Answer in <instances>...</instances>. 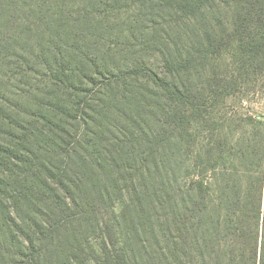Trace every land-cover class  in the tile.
Listing matches in <instances>:
<instances>
[{"label": "trees", "instance_id": "obj_1", "mask_svg": "<svg viewBox=\"0 0 264 264\" xmlns=\"http://www.w3.org/2000/svg\"><path fill=\"white\" fill-rule=\"evenodd\" d=\"M236 73L264 85V0H0V259L40 264L80 208L95 264H264V118L207 113L247 102Z\"/></svg>", "mask_w": 264, "mask_h": 264}, {"label": "rangeland", "instance_id": "obj_2", "mask_svg": "<svg viewBox=\"0 0 264 264\" xmlns=\"http://www.w3.org/2000/svg\"><path fill=\"white\" fill-rule=\"evenodd\" d=\"M221 14L226 18L230 15V10L226 7H222ZM156 59L157 57L152 58L153 61H157ZM228 64L229 63L227 59L222 58L219 61L212 62L211 66H209L208 68L211 72L218 75L225 76L224 73L227 75L230 73L233 74V67H228ZM234 77L238 80V84L237 86H233L232 88H234L236 92L238 90L241 91L240 94H243L244 91V93L247 94V102L240 104L238 102V96H233L232 98L225 100L217 97L218 100L214 103H209V108H207V113L215 118V127L218 128L223 136L225 135L230 139L236 137L237 133L246 129V127L241 124L238 118L241 113L251 115L253 117L258 116L264 118V85L260 82H255V79H253L251 76L243 77L244 79H242V77L236 73ZM30 79L31 80L18 77L16 79L13 78L10 83L13 84L14 89H26L28 88L26 83L32 81V78ZM4 80L6 83V79ZM201 81H204V78H201ZM115 121L116 119L113 120V122L111 121V123L114 124ZM55 210L56 209L53 208V213H49V210L45 209L43 214L39 215V221L43 223L44 226L47 224L51 225L52 223L56 222L54 221V219L56 220L58 211ZM80 210V208H76L73 210L75 216L84 215L81 214ZM85 211L86 209L83 212ZM92 214L93 223L99 220L101 217V214L96 211V208L95 212H93ZM52 215L53 217H51ZM23 216H25L24 213ZM74 217L68 220L72 221L70 224L67 221L64 223V225L53 232L49 238V242L52 243L53 239V245H55L57 241H60L64 245H68L70 242H77L80 245V247L77 248V243L75 244L76 250L79 255L78 260L70 259V261L68 262L67 257L63 251L54 250L53 246L48 243L50 249L45 251L46 255L44 256L40 264H95L94 262H92V254H90V252L92 251L93 244L99 242L100 238L94 237V232L92 229L93 227H91L89 223H87L86 225L84 222L73 219ZM49 219H51V221L47 222ZM57 233V238H54L55 234ZM40 241L42 240H36V245L41 244L43 247H46V242ZM2 253L4 258L3 260L0 259V264H14L12 263V257L15 256L13 253H9L7 251H2ZM94 261L96 262V260Z\"/></svg>", "mask_w": 264, "mask_h": 264}]
</instances>
